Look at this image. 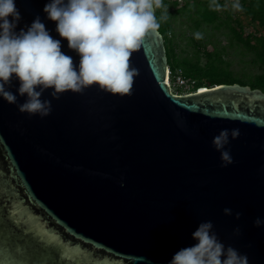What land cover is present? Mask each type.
<instances>
[{"label":"water","instance_id":"1","mask_svg":"<svg viewBox=\"0 0 264 264\" xmlns=\"http://www.w3.org/2000/svg\"><path fill=\"white\" fill-rule=\"evenodd\" d=\"M15 2L17 31L39 15L60 38L47 0ZM61 49L78 61L66 39ZM130 65V94L92 85L53 98L46 89L43 118L18 111L23 95L0 98V264H167L203 220L249 264H264V225L253 224L264 217V91L173 92L160 32ZM234 127L233 162L221 167L211 141Z\"/></svg>","mask_w":264,"mask_h":264},{"label":"clouds","instance_id":"2","mask_svg":"<svg viewBox=\"0 0 264 264\" xmlns=\"http://www.w3.org/2000/svg\"><path fill=\"white\" fill-rule=\"evenodd\" d=\"M231 7L241 10L243 5L233 0ZM157 9H162L159 17ZM43 12L55 22L60 38L50 34L39 15L17 31L21 13L15 0H0V98L15 104L23 95L18 111L41 118L51 112V101L42 99L46 89L53 98L92 85L112 94H130L138 73L130 56L147 36L159 35L161 21L169 15L163 0H47ZM194 37L201 39L203 33L196 31ZM61 38L78 54V61L62 51ZM13 80L19 81L15 92L10 88ZM239 132V128H223L213 136L211 144L219 152L221 167L233 162L226 146ZM223 213L232 215L233 210L225 207ZM234 215L239 218L241 213ZM253 224L264 225V217H255ZM239 232V226L233 229L234 235ZM191 237L195 242L179 248L167 264H249L246 253L218 237L211 220L200 221Z\"/></svg>","mask_w":264,"mask_h":264},{"label":"trees","instance_id":"3","mask_svg":"<svg viewBox=\"0 0 264 264\" xmlns=\"http://www.w3.org/2000/svg\"><path fill=\"white\" fill-rule=\"evenodd\" d=\"M233 0H185L178 6V0H173L175 12H184L194 15V24L197 28L203 23L224 26L229 32L231 42L241 47L242 52L250 54V64L257 72L253 74H236L227 68L226 61L217 50H209L199 42V39H190L194 46L193 55L178 56L177 43L172 37L170 14L166 20L161 21L159 32L162 35L166 51L167 64L171 73L181 69L183 75L196 80V87H212L218 84L239 83L249 85L264 91V0H240L243 5L241 10L231 7ZM168 5L166 0H163ZM213 3L222 5L226 14L222 17L219 8H213ZM162 9L156 10L157 17ZM241 16L246 18V23L252 29L245 31ZM200 56L205 59L201 64ZM180 92L181 89H178Z\"/></svg>","mask_w":264,"mask_h":264},{"label":"rangeland","instance_id":"4","mask_svg":"<svg viewBox=\"0 0 264 264\" xmlns=\"http://www.w3.org/2000/svg\"><path fill=\"white\" fill-rule=\"evenodd\" d=\"M173 0H166L167 11L170 14V24L172 28V37L177 43L178 56L193 55L194 46L190 39H194V33L200 31L203 37L199 42L204 47L213 51L217 50L221 53L222 59L227 62V68L236 74H253L257 69L250 64V54L242 52L241 47L231 42L229 32L224 26H215L214 24H201L199 28L194 24L195 16L187 15L184 12H175L176 7L172 5ZM185 0H178L180 6ZM222 17L226 14L223 8H219ZM243 28L245 31L252 29L246 22V18L241 16ZM205 59L200 56V62L203 64Z\"/></svg>","mask_w":264,"mask_h":264},{"label":"built area","instance_id":"5","mask_svg":"<svg viewBox=\"0 0 264 264\" xmlns=\"http://www.w3.org/2000/svg\"><path fill=\"white\" fill-rule=\"evenodd\" d=\"M167 74V81L170 83L171 90L175 93H191L207 88L196 87V80L190 76L183 75L181 69H176L174 73H171L170 69L168 68ZM178 89H181V91L179 92Z\"/></svg>","mask_w":264,"mask_h":264}]
</instances>
